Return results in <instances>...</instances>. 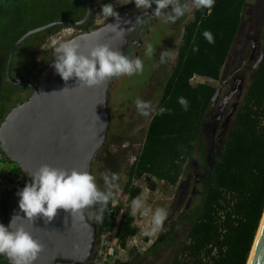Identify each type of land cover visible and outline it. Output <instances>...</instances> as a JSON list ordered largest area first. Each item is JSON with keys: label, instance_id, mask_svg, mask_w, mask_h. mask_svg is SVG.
I'll return each instance as SVG.
<instances>
[{"label": "trees", "instance_id": "trees-1", "mask_svg": "<svg viewBox=\"0 0 264 264\" xmlns=\"http://www.w3.org/2000/svg\"><path fill=\"white\" fill-rule=\"evenodd\" d=\"M16 1L0 0V124L15 104L31 94L9 82L6 76L11 48L31 28L24 16L36 12V9L29 8L31 2H28L23 16L16 17L13 10ZM108 1L104 0L105 3ZM248 1L215 0L210 14L207 9L194 10L193 18L181 27V37L175 43L177 57L145 127L140 148L125 168L127 178L122 192L127 203H114L112 199L99 221V235L117 225V243L130 254L125 261L118 259V264H139L147 253L128 249V241L139 232L137 217L130 214L132 200L142 193V187L135 184V180L143 179L151 191L157 189L158 182L175 186L194 158L199 159L205 171L199 177V194L191 208L184 212L187 214L183 220L187 221L188 229L176 246L172 264L248 262L264 214V59L259 67L254 66L263 49L264 28L263 44L256 59H251L254 53L251 48L246 59L252 63L243 64L230 73L240 79L239 73L249 68L251 78L244 93L241 92L238 98L235 96L237 104L225 128L222 127L225 118L220 120L216 137L213 128L219 112L218 100L213 103V95L218 86L207 81H193L195 77L217 81L221 78L246 18ZM52 7L58 9L60 15L48 22L59 18L79 19L85 13L86 3L85 0H54ZM93 24L89 22L80 27L89 30L96 27ZM62 26L66 25H53L29 37L34 40L42 36L47 40ZM205 30L213 34L214 44H209L203 37ZM194 46H198L199 51L193 52ZM49 47L45 51L50 56L44 59L48 63L53 53V46ZM179 97L187 99V111L177 102ZM161 107L170 111L157 114ZM206 124L208 126L203 131ZM204 134L208 135L209 144L205 142ZM102 149L106 148L101 147L98 152ZM122 170V163L112 168L116 175ZM30 182L28 173L7 157L0 144V184L10 185V189L3 192L4 195L7 193L3 200L8 209L16 193ZM91 220L95 221L94 218ZM169 238L170 235L161 244L165 245ZM149 252L155 255L157 250L152 248ZM97 257L96 250L88 264H93ZM7 262L10 264L6 256L0 255V264Z\"/></svg>", "mask_w": 264, "mask_h": 264}, {"label": "water", "instance_id": "water-1", "mask_svg": "<svg viewBox=\"0 0 264 264\" xmlns=\"http://www.w3.org/2000/svg\"><path fill=\"white\" fill-rule=\"evenodd\" d=\"M85 3V13L79 19L59 18L27 30L14 43L8 56V81L17 85H28L32 92L28 98L15 104L1 122L0 144L7 157L28 175L45 164L91 174L98 150L107 140L111 124L110 88L115 77L94 87L79 86L76 77L64 81L53 67L54 49L37 84L26 75L14 77L11 71L14 55L27 37L53 25H81L91 14V0H85ZM117 12L119 21L117 17H111L107 22L76 33L64 41L75 40L80 45L79 51L85 55L95 46L108 45L112 50L126 56V45L134 21L126 13ZM118 22V30H125L123 39L109 27L117 25ZM255 43L256 38H252V47ZM263 59L264 45L254 66L259 67ZM241 81L240 78L237 98L242 92ZM221 91L220 85L213 95V103L217 102ZM230 98L231 96L223 98V107ZM235 107L236 104L233 105L230 116ZM17 193L8 210L7 225L13 216H24L19 210L20 197ZM23 224L43 246L33 264H88L96 252L99 222L89 219L88 211L83 221L72 218L63 209H58L57 215L48 223L39 216L33 223L24 221ZM247 264H264V214Z\"/></svg>", "mask_w": 264, "mask_h": 264}, {"label": "rangeland", "instance_id": "rangeland-1", "mask_svg": "<svg viewBox=\"0 0 264 264\" xmlns=\"http://www.w3.org/2000/svg\"><path fill=\"white\" fill-rule=\"evenodd\" d=\"M53 1L54 0H17L13 6L14 15L16 17L21 15L23 16L25 9H27L28 2H31V7L29 8L36 9V12H34V14H26L24 16L26 22L30 23L29 25H31V28L43 25L47 23L50 18L60 15V11L52 7ZM108 2L107 4H112L116 12L121 11L125 13L127 10H132L135 7L134 2L130 3L129 0H110ZM154 8L155 7H152L151 10ZM168 11L169 9L165 10V12ZM193 11L194 9L190 12L189 19L193 18ZM245 14L246 18L242 22L231 55L222 69V74L227 73L228 75L235 68H238L243 64L252 63L246 59L247 54L251 51L252 38H256L254 47L256 53L259 54L261 51L264 28V0H249L245 9ZM158 20L162 21L163 18H158ZM65 27L59 28L51 33L48 39L45 40L43 45L40 47V50H35L34 55L38 58L37 64L39 67L45 68L48 65V62L43 59V50L50 46L48 44L50 39L54 37L57 38L60 35L59 32L63 31ZM165 30H167V23H159V25L151 28L150 33L145 35L143 44L138 50L137 56L143 61V73L132 76L122 75L115 77L111 84L109 97L111 124L107 140L103 146L106 149H102L97 153L96 159L98 158V161L95 159L96 163L92 166L91 174L96 178L98 188L102 190L105 188V185L103 179L101 178V174H107L111 177L112 174H114L112 168L114 166L117 167L118 163H122L123 170L116 175L118 177L117 183L119 187L115 190L113 198L114 203H127V198L122 192V185L127 178L125 168L127 163L133 160L140 148L145 134V127L154 113L163 85L167 76L170 74V68L177 57L175 43L179 41V38L168 40L165 45H161L164 40L165 33L167 32H165ZM76 31H78L77 27ZM65 39L67 38H62L59 42H63ZM32 40L33 37H27L20 47L29 44ZM149 43H151L155 49L152 57L145 54L146 45ZM164 51L168 52V58L166 63H161L160 55L161 52ZM26 59L27 54L19 51L18 49L13 58L12 73H14L16 69H19ZM239 74L242 77V93H244V90L251 78V71L249 68H246ZM193 81L195 83L207 81L219 86V81L203 77H195ZM236 83L237 82L233 81V86L236 85ZM229 87H225L224 92H227ZM237 93L238 91L235 93L234 98H232V103L236 101L235 96ZM221 96L223 97L224 94ZM137 98L146 102H151L153 111L150 115L145 117L138 114L135 106ZM204 139L207 144L210 143L207 134H204ZM188 173H190L193 181V167L189 166ZM135 184L142 187L140 198L144 202L145 206L150 207L153 211H155L156 208H163L167 212L166 218L170 217L172 220L176 218L179 211L175 213L172 205L174 200L177 199L179 192L175 186L168 185L164 182H158L157 189L155 191H151L147 188L143 179L135 180ZM0 189L2 191L0 193V224L7 227L8 225L6 219L9 209L6 207L3 200L7 193L4 195L3 192H7L10 189V185L1 183ZM93 211L94 210L90 209V212ZM135 216L137 217L139 232L134 238H131L128 241V249H134L135 253H142L145 252V249L157 238L160 230L154 235H147L146 232L151 227V214L141 215L138 212ZM180 229L181 233L178 237L177 244H179V242L185 237L188 226L184 224L180 227ZM174 252L175 251L165 250L155 256L151 255V253L145 254V257L139 264H172ZM129 258L130 254H128V251L126 249L123 250L116 245L114 254L109 257L104 264H118V259L125 261ZM93 264H100L99 257H97Z\"/></svg>", "mask_w": 264, "mask_h": 264}, {"label": "clouds", "instance_id": "clouds-1", "mask_svg": "<svg viewBox=\"0 0 264 264\" xmlns=\"http://www.w3.org/2000/svg\"><path fill=\"white\" fill-rule=\"evenodd\" d=\"M134 2L135 7L144 12L145 16L163 18L165 23L174 24L178 19L187 13L195 10L207 9L209 14L215 4V0H129ZM156 7L148 14L152 5ZM171 6V11L165 12ZM101 14L106 18L117 17L112 4H104ZM142 19L137 17V23ZM112 31L121 39L125 30L117 25H109ZM209 44H214L215 39L209 30L202 33ZM55 62L53 67L64 81L76 77L81 87H94L112 77L122 75L132 76L143 73V61L138 58H130L122 55L119 51L112 50L108 45H98L88 52L87 55L79 51L80 45L75 40L64 42L52 41ZM199 51L198 46L193 47V52ZM155 49L151 43L146 45L145 54L149 57L154 55ZM168 52H161L160 62L166 63ZM66 89V88H65ZM64 89V90H65ZM63 90V91H64ZM182 108L188 110V101L184 97H179L177 101ZM137 112L141 116H148L153 111L151 102L143 101L139 98L135 101ZM169 109L159 108L157 114L169 112ZM98 118V117H97ZM31 182L17 193L20 197L19 210L23 217L15 215L10 224L6 227L0 224V255L6 256L10 264H33L43 246L35 240L25 229L23 222L33 221L42 216L45 222H50L57 215L58 209L69 212L72 218L83 221L85 213L92 209L88 215L89 219L99 222L103 219L104 211L109 202L114 198L115 190L118 189V177L112 174H101L105 188H98L96 178L87 171L73 169L71 171L63 168L51 167L47 164L40 166L29 174ZM141 215L151 214V227L146 232L147 235H154L162 230L167 212L163 208H156L153 211L145 206L140 197H136L131 202V215L137 213ZM66 223V221H65Z\"/></svg>", "mask_w": 264, "mask_h": 264}, {"label": "flooded vegetation", "instance_id": "flooded-vegetation-1", "mask_svg": "<svg viewBox=\"0 0 264 264\" xmlns=\"http://www.w3.org/2000/svg\"><path fill=\"white\" fill-rule=\"evenodd\" d=\"M181 2H184V0H181ZM195 10V9H194ZM148 14H151L152 10H147ZM169 11H171V6H169ZM128 16H130L134 23L131 29V32L129 34L128 42L126 45V56L130 58H135L138 56V50L140 49L141 45L143 44V39L146 34L150 33L151 28L159 25V23H164V19L162 21H159L158 18L154 16H145L144 12L142 10L137 9L134 7L132 10H127L125 12ZM189 13H187L184 17H181L178 19L174 24L167 23V30H165V37L161 45H165V43L168 40L179 38L181 37V27L189 20ZM194 15V11L192 12ZM137 17H140L142 19L141 22L137 23ZM93 16H92V5H91V14L89 18L86 20L87 23L93 22ZM89 21V22H88ZM86 22L82 23L83 26L86 24ZM181 25V26H180ZM77 27V26H76ZM94 28V27H93ZM81 29V30H80ZM92 29V28H91ZM78 30L85 31L82 27L78 26ZM164 32V31H163ZM174 37V38H173ZM175 38V39H176ZM45 41V38L42 36H37L32 42L29 44H26L22 47H18L19 51L27 54V59L24 61L23 65L19 67V69H16L14 71L13 76H21L26 75L30 80H32L35 84L39 82V79L41 77V73L44 70V67H39L37 64L38 58L34 55L35 50H40V47L43 45ZM23 43V42H22ZM255 47V44H254ZM254 47L253 49V55H252V61L256 59L257 54ZM31 53V55H30ZM50 55L46 53L45 49L43 50V59L48 58ZM37 64V65H36ZM228 76V77H227ZM242 79V77H240ZM219 86H222V91L220 94V97L218 98L217 102V110L219 114L217 115V120L215 122L214 128H213V136L216 137L217 131L219 129V122L223 119V117L227 120H223V126L226 127V124L228 123L230 119V112L234 104H237L236 101L232 103V98H234L235 93L237 90V85L239 84V76L230 75L227 73L222 74L221 78L218 80ZM233 81L237 82L236 85L233 86ZM20 86V89L23 91H31L30 86L28 85H18ZM230 86V87H229ZM225 87H229V90L227 92H224ZM224 94L222 97L221 95ZM239 92L237 93V95ZM225 96H231L228 103L225 107H223V98ZM232 115V114H231ZM226 116V117H225ZM207 124L202 127V130L205 131L207 128ZM210 157V155H209ZM190 167H193V181L190 176V173L186 171L180 181L175 185V187L178 189V196L177 199L173 202V210L175 213L178 211V215L174 220H172L170 217L166 218L163 224L162 230L159 231V234L157 238L145 249L146 254H149L150 250L152 248H155L157 250V254H159L162 251L165 250H171L175 251L178 241V237L181 233L180 227L184 224L188 225L187 221L183 220V217L187 214L184 212L191 208V205L193 204V200L196 197V195L199 193L198 190V184H199V177H202L204 175L205 167L201 165L199 159L194 158L189 163ZM174 214V212H173ZM170 235V238L167 240L165 245H162L161 243ZM154 255V256H155Z\"/></svg>", "mask_w": 264, "mask_h": 264}, {"label": "built area", "instance_id": "built-area-1", "mask_svg": "<svg viewBox=\"0 0 264 264\" xmlns=\"http://www.w3.org/2000/svg\"><path fill=\"white\" fill-rule=\"evenodd\" d=\"M91 4H92V16H93L94 25L98 26V25L105 23L110 17L106 18L105 16H103L101 14V8H102V5L107 4V3H105L104 0H91ZM75 27L73 25L67 26L66 28H64L63 31L59 32L60 35L57 38L55 37L51 38L48 44L50 46H53L52 45L53 40H56L59 42V40L62 38H68V37L73 36L76 33L81 32L80 30L76 31ZM120 217H121V214L118 216L116 220L117 223L119 222ZM116 232H117V225H115L112 230L107 231L103 233L102 235H99L98 240H97L96 250L98 253V257L100 259V264H104L106 260L114 254L116 245L120 247L117 243Z\"/></svg>", "mask_w": 264, "mask_h": 264}, {"label": "bare ground", "instance_id": "bare-ground-1", "mask_svg": "<svg viewBox=\"0 0 264 264\" xmlns=\"http://www.w3.org/2000/svg\"><path fill=\"white\" fill-rule=\"evenodd\" d=\"M106 1H108V0H106ZM116 1V0H115ZM109 3V2H108ZM116 3V2H115ZM93 20V19H92ZM86 22V21H85ZM89 22V21H88ZM86 24H88L87 22H86ZM91 24V23H90ZM85 25V24H84ZM83 25V26H84ZM67 26V25H66ZM70 26V25H69ZM80 26V25H79ZM82 26V25H81ZM92 26H94V24L92 25ZM91 26V27H92ZM63 27V26H62ZM66 28V27H65ZM75 29H76V27H75ZM81 30V29H80ZM85 30V29H84ZM83 31V30H82ZM174 38V37H173ZM176 38V37H175ZM16 42V41H15ZM50 48V47H49ZM53 48V47H52ZM262 219V218H261ZM253 246V245H252ZM252 250V249H251ZM9 261V260H8ZM7 264H8V262H7Z\"/></svg>", "mask_w": 264, "mask_h": 264}]
</instances>
